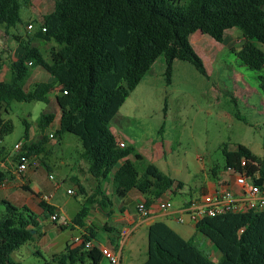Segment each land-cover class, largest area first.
Wrapping results in <instances>:
<instances>
[{
	"label": "trees",
	"instance_id": "trees-1",
	"mask_svg": "<svg viewBox=\"0 0 264 264\" xmlns=\"http://www.w3.org/2000/svg\"><path fill=\"white\" fill-rule=\"evenodd\" d=\"M30 3L0 0V27H16L21 23V8ZM28 25L32 28V24ZM233 28L241 31L246 40L236 54L241 65L264 71V52L259 48L264 45V0H54L52 12L42 16V24L32 37H13L22 53L10 63L9 79L0 81V108L7 112L11 102L48 104V94L53 93L60 111L57 138L65 133L78 138L81 157L97 182L94 193L85 197L72 218L73 226H84L94 204L110 208L111 201L104 197L99 185L109 177L116 198L124 199L135 190L149 197L146 207L166 192L183 188L182 182L146 163L133 147L120 148L110 123L160 57L165 61L168 85L176 60L187 62L207 77L189 37L200 32L220 41L223 32ZM34 41L50 46L41 51ZM3 66L0 56V71ZM36 67L53 81L37 83L25 91ZM259 90L264 96V76H259ZM53 119L52 113L41 114L37 122L41 133ZM23 125L27 142L28 125L25 121ZM12 130L11 123L0 118V141ZM46 142L42 134L35 143H23L20 155L27 159L38 156ZM20 155H16L18 163ZM222 155L225 170L244 174L264 191V165L247 147L238 145L229 151L224 146ZM241 159H245L244 167L240 166ZM6 179H10L9 173L0 172V183ZM77 187L80 194L85 193L81 185ZM0 207V264H19L11 255L40 236L41 227L25 207L17 208L6 200L0 201ZM38 207L45 215L57 212L43 200ZM59 228L64 230L65 225ZM195 231L219 253L217 262L163 222H155L147 229V257L143 264H264V211L204 218L195 224ZM82 237L84 241L95 239L91 231ZM101 258L96 248L68 244L51 256L50 263L99 264Z\"/></svg>",
	"mask_w": 264,
	"mask_h": 264
},
{
	"label": "rangeland",
	"instance_id": "rangeland-1",
	"mask_svg": "<svg viewBox=\"0 0 264 264\" xmlns=\"http://www.w3.org/2000/svg\"><path fill=\"white\" fill-rule=\"evenodd\" d=\"M30 2L28 7L21 8V23L15 28L5 30L0 27V52L4 61L0 71L2 81L9 79L11 58L15 57L12 54L16 43L13 35L24 40L32 37L42 24V16L51 12L54 7V0ZM27 24H32V28L28 29ZM33 44L41 51L50 46L39 41H34ZM262 48L264 52V45ZM200 59L208 77L199 74L187 62L176 60L172 65L168 85L165 61L163 57L158 58L110 123L114 136L123 140L126 147H133L146 163L153 164L167 177L183 182L192 192L197 191L198 183L211 178L209 170L213 166L220 170L224 168V146L229 151L235 150L238 145L245 146L257 160L264 162V96L259 90V76H264V71L245 68L236 55L225 49L212 64L207 57ZM32 73L45 78L39 82L49 79V74L41 68H34ZM31 79L32 77L25 90L32 89ZM52 96L53 93L48 94V98ZM49 109L42 102H11L2 116L11 123L13 130L0 141V149L5 153H12L15 144L24 143L23 121L29 124L31 131H35L41 114L56 112L53 104ZM59 139L58 143L56 139L50 140L53 153L50 156L43 155L42 160L51 172L52 180L48 181L61 186L55 192L57 204H66L68 217H73L80 209L82 197L73 183L63 180L75 175L74 166L85 164L80 159L82 148L76 136L65 133ZM151 154H154L153 163L144 157ZM198 159L205 172H196ZM39 171L33 176L34 181L45 179L44 168L41 167ZM80 176L83 177L82 174ZM48 185V182L43 184ZM86 186L89 188L88 183ZM67 189L74 190L75 195L66 194ZM188 197V190H184L171 195L170 202L177 207ZM114 199L117 203L121 200L116 197ZM40 218L43 220L44 217ZM45 226L48 237L55 239L63 247L76 234L70 228L53 232L48 228L49 225ZM95 227L98 228L97 224ZM97 234L103 235L101 231ZM128 238L122 255L123 263L143 264L147 257L146 229L139 228ZM203 239L205 238L196 235L200 244ZM26 245L11 255L14 262L51 264L47 263L48 256L44 252L42 256L36 255L34 248L28 249L29 246ZM198 246L207 252L204 246ZM208 256L212 260L216 259L214 252L208 251Z\"/></svg>",
	"mask_w": 264,
	"mask_h": 264
},
{
	"label": "crops",
	"instance_id": "crops-1",
	"mask_svg": "<svg viewBox=\"0 0 264 264\" xmlns=\"http://www.w3.org/2000/svg\"><path fill=\"white\" fill-rule=\"evenodd\" d=\"M28 26L29 25L27 24V27ZM14 36L16 35H13V37ZM245 41L246 40L242 35L241 31H239L236 28L224 31L220 41H217L214 38L212 39L209 35H203L200 32H195L189 37V42L195 53L199 57H207V60L211 64L216 61L218 55L224 49L236 55L238 51L242 48V46L245 44ZM262 46L263 45H259V48L261 50L263 49ZM21 53H22L21 48L18 46V44L15 43L13 45V51H12V54L15 55V57L11 58L12 60L11 62L15 61L21 55ZM0 56L3 61L1 52H0ZM36 68H40V67H36ZM36 74L37 73L33 74L31 72L30 75V77H32L31 80L33 86L37 83H50L53 81V78L49 75L48 81L39 82L41 81L40 79H45V78L43 76L38 77L36 76ZM30 77L28 78L27 82L30 80ZM25 86H24V90H25ZM48 100H49L47 104L48 109L49 106L53 104L56 106V112H52V111L49 112L54 115V119L51 122V124L44 130V132L41 133L38 126L35 131H31L29 124L26 122L28 125V133H27V142H25L24 140V143L26 144L35 143L40 139L42 134L47 138V142L43 146L40 155L31 156L28 158L26 171L22 174L18 173L17 171L18 162L16 161L15 151H13L12 153H5L3 150L0 149V172H7L10 175V179H6L2 183H0V201L6 200L17 208L25 207L29 209L37 217V221L39 222V225L41 227L39 231L40 236L38 237L35 236L34 240L28 243V245H26L29 246L28 249L34 248L35 254L39 256H42V252H44L48 256V262L47 261L46 262L50 263L51 256L60 253L65 248L66 245L68 244L71 245V241L74 237L83 236L85 233H87V231H91L95 235V239L90 240L94 248H96L99 252L101 248H108L110 250H113L114 252H116L117 257L119 259L118 264H124L122 255L129 240L128 237L139 228H145L147 231L148 226L151 225L152 223L163 222L185 241H190L195 246L198 245L204 246L207 249V252L204 250L203 251L206 253L207 256H208V251L214 252L216 259L212 260L208 256L210 260L214 262H217L219 260L220 257L219 253L206 239H203L204 241H202L201 244L196 240V235L198 234L195 231L194 223L190 222L186 218L184 224H180L177 222V219L180 216L177 213V210L186 202L200 200L202 196L206 194L215 193L216 191L229 190L234 194L240 193V189L235 184L234 173L225 170L224 168L220 170L216 166H213L209 170V173L211 174L210 179L208 178L207 181L200 182L197 184L196 186V188H198L197 191L194 190L192 192L191 188L186 187V185L182 182L183 183L182 189L176 191L175 193L166 192L165 194L160 196V198L151 202L148 206L150 210V215L147 218H142L136 213V205L140 202L145 203L149 197L146 195H141L135 190H132L127 194V196L124 199H121L120 202L117 203V201L114 199L115 196L113 194L111 177H109L105 181H100L99 185H100V190L104 195V197H106L108 200L111 201L110 208L105 210L100 205L94 204L90 207L88 217L84 220V226L82 228L73 226L71 220L74 216L68 217V210H66V204H57V200H55V192L59 190L61 186L60 184L57 183L52 184L51 182L48 181V180H52L51 179L52 176L50 174L51 172L49 167L46 165L45 161L42 160L43 155H49V154L51 155L53 153V148L50 146V140L56 139L58 143L56 134L59 129L60 111L55 103L54 94L51 98H48ZM3 112H4V107H1L0 118L5 120L2 116ZM44 114H48V113H44ZM110 129L111 132L113 133L112 128ZM115 138H116V142L118 141L123 142V140L117 137ZM144 157L149 162L153 163L154 154L149 155V157L148 156H144ZM157 157L158 156L156 155L155 158ZM80 159L85 165L82 166V164H79L78 166H74L75 175L65 177L63 182L66 180L70 181L71 183L74 184V186H76L77 191H78V187H77L78 184L83 187L85 193L80 194L78 192L82 197L81 201L83 203L85 197L94 193L97 186V182L89 174L88 164L82 159L81 155H80ZM259 161L264 165L263 161H261L260 159ZM197 163L198 165L196 168V172H205L204 166L200 165L199 163V159L197 160ZM41 167L44 168L46 177L44 180L42 179L40 181H34L33 176H35L40 172L39 170ZM81 174L83 175V177L80 176ZM213 174H215V176ZM40 176L42 177L43 175ZM46 182H48L49 185L43 186V184ZM86 183H88L89 188H87ZM50 189L52 190V192H50ZM68 190H71L74 193L73 195H75L74 190L67 189V191ZM184 190H188L189 197L184 199L179 206L174 207L172 205L173 209L167 212L159 210L158 208L159 202H163L167 200L170 201L171 195L184 192ZM67 191L66 194H68ZM262 193L264 195V191H262ZM43 197H47V199L45 200L43 199ZM40 200H43L45 203L57 209L56 214L58 216L57 217L58 220L56 224H53V222L50 220V215H45L44 212L38 207V203L40 202ZM2 211L3 210L0 207V212ZM40 216L44 217L43 220L40 218ZM59 221H61L60 224ZM62 224H65L64 229L70 228L72 231L74 232L76 231V234L73 237L72 236L70 237L69 241L65 244L64 247L61 246V244H59L55 239H50L47 235V229L44 228L46 227L45 225H49L48 226L49 229H51L53 232H58L61 231L59 226ZM96 224L98 228L95 227ZM123 229L130 230V234L124 240H122L120 236V232ZM99 231L102 232L103 234L102 236H98L97 233ZM84 264H88V262H85ZM99 264H109V262L107 261L106 258L102 256Z\"/></svg>",
	"mask_w": 264,
	"mask_h": 264
},
{
	"label": "built area",
	"instance_id": "built-area-1",
	"mask_svg": "<svg viewBox=\"0 0 264 264\" xmlns=\"http://www.w3.org/2000/svg\"><path fill=\"white\" fill-rule=\"evenodd\" d=\"M28 29H31L30 25L28 26ZM116 143L120 148L125 147V144L122 141ZM22 146V143L14 145L16 155H20ZM27 164L28 159L24 155H20L17 166L18 173H24L27 169ZM245 165V159H241L240 166L244 167ZM233 173L235 175V184L240 189L239 194H234L229 190L216 191L215 193L202 196L200 200L186 202L177 210V213L180 215L177 222L184 224L186 218L190 222L196 224L204 218L217 217L228 213L244 214L248 212L264 211V195L261 189L254 185L244 174H239L237 172ZM67 193L69 195L74 194L71 190H68ZM43 199L46 200L47 197H43ZM158 208L160 211L164 212L173 209L169 200L159 202ZM136 213L142 218H147L150 215V210L146 207L144 202H140L136 205ZM50 220L52 222L56 221L57 215L53 214L50 216ZM129 234V229H123L120 232L122 240L126 239ZM82 245L88 250L94 248L91 241H84L82 236L74 237L71 241V246L76 247ZM100 253L107 259L109 264H118L119 259L116 252L113 250L101 248Z\"/></svg>",
	"mask_w": 264,
	"mask_h": 264
}]
</instances>
